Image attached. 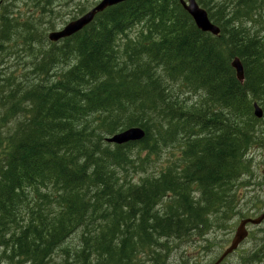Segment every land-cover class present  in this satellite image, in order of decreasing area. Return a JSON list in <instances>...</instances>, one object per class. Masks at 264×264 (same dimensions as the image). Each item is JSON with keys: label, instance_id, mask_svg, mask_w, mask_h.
Masks as SVG:
<instances>
[{"label": "trees", "instance_id": "16d2710c", "mask_svg": "<svg viewBox=\"0 0 264 264\" xmlns=\"http://www.w3.org/2000/svg\"><path fill=\"white\" fill-rule=\"evenodd\" d=\"M21 1L26 34L40 44L30 76L0 65V242L9 236V264H47L57 251L55 264H165L170 242L197 236L211 252L207 234L239 214L235 184L263 142L264 119L253 116V103L264 111L261 38L210 0L196 1L218 36L199 31L178 0H128L51 43L46 18L63 0ZM254 6L264 11V0L236 9L247 17ZM19 32L0 9V52ZM52 70L58 78L49 80ZM187 93L200 98L186 102ZM132 127L143 140L105 143ZM166 147L177 153L157 170ZM253 208L263 213L264 200ZM74 234L88 248L71 254ZM247 254L239 264H264V248Z\"/></svg>", "mask_w": 264, "mask_h": 264}, {"label": "rangeland", "instance_id": "374dc122", "mask_svg": "<svg viewBox=\"0 0 264 264\" xmlns=\"http://www.w3.org/2000/svg\"><path fill=\"white\" fill-rule=\"evenodd\" d=\"M98 1L99 0H63L62 4L64 5V8L60 10H54V13L48 16L46 18V21H51L54 24L53 30H56L64 23L69 22L70 19L77 14V9L79 7H90ZM210 1L215 5H218V7L226 6V14L228 15V17L235 18V16H239V18L236 19L240 21V23L246 28V30L253 35H257L264 43V11L261 6H254L250 14H248L247 17H243L245 16V14L241 13V10L236 9L238 0ZM24 3L25 2H22L21 0H0V9H6V15L11 20V25L20 28L17 39L15 37L12 39V42L10 41V39L8 42H5V50L4 52H0V65L6 71V73L12 72L14 75H17L19 73L20 75H22L25 71L28 70L27 76H30V73L34 70V66L37 63L32 61V57L35 53L39 52L40 40L34 35L26 34L27 25L22 22L21 17V15L25 13L27 9ZM56 11H59V14H62L61 17L58 16L57 18H55V16L57 15ZM214 11L216 10L214 9ZM128 34L131 35V32H129ZM24 40L28 42L24 43ZM42 41L43 49L45 50L49 48V45L45 44L43 38ZM46 56L49 57V55ZM54 73L55 71L52 70L48 75H46V78L49 80H53L54 77L58 78V76H55ZM172 86L175 87L174 84H172ZM186 95H188L189 98L184 100L189 103L193 102L194 100L197 101L200 98V94L196 96L192 93H187ZM3 131H6V129L4 128ZM262 133V144L260 146H255L249 155L252 161L251 173L248 176L240 178L235 184L237 193H242L245 196L243 195L241 197L242 207L241 209H237V212L239 214L233 221L229 222L231 226L216 230L213 229L207 234L211 241V252H205L202 244H200L201 241L196 238L194 239V237H190L188 238V240L170 242V246L173 247L174 251L170 253L168 264H198L197 258L199 257H202L200 260L201 264L207 263L209 260H211V258H215L222 250H224L229 245L233 233L238 225V218L242 217L240 213L252 216L250 218H254L260 215L261 208L257 210L253 207L257 203L258 199L264 200V123L262 125ZM172 153L176 154L177 150L175 148L171 150V147L163 148L162 153L158 157V161H155V164L153 166H155L157 170L162 168L163 166H166V161L171 158ZM152 158L155 157L152 156ZM142 175L144 174L136 175L134 177V181H137L138 177ZM243 188H245L247 191L242 190ZM259 207H261V205H259ZM248 228V230H250V237L240 245L238 251L234 253L233 256H231L224 264H239L238 258L240 257V255H248L247 253L259 249L263 250L264 222L258 228L253 226H249ZM2 237H4V243L0 245V264H9V261H5L6 258L4 257V253L8 247V245H5V242L9 236L4 235ZM66 242L71 254H73L74 251H80L82 248H88V244H86L85 242L83 244L81 239L78 241L75 234L71 236ZM245 251H247V253H245ZM94 257L95 256L91 257L92 261H95ZM57 260H61L60 251H57L47 264H55Z\"/></svg>", "mask_w": 264, "mask_h": 264}, {"label": "water", "instance_id": "95a60500", "mask_svg": "<svg viewBox=\"0 0 264 264\" xmlns=\"http://www.w3.org/2000/svg\"><path fill=\"white\" fill-rule=\"evenodd\" d=\"M128 0H100L93 8H91L84 15L79 17L78 19L68 23L59 31L50 32L48 34V40L50 42H58L59 40L68 38L83 28H85L88 24H90L94 17L103 12L105 9L118 5ZM181 4V7L184 11L192 18L196 28L203 33H210L213 36H217L220 33V30L217 26L211 23L208 18L207 12L202 9L195 0H178ZM231 68L236 73V78L242 82L243 81V67L240 63L239 59L235 58L231 62ZM253 115L257 119H261L263 117V111L261 107L257 104H253ZM144 131L138 127H132L121 131L111 137L106 138V142L109 144L122 145L129 142H138L144 138ZM264 219V214L259 216L256 219H244L242 220L236 231L234 236L230 242L228 248L224 250V252L218 257V259L213 264H220L229 254H231L239 244L246 238L247 231L245 226L247 224L251 225H259Z\"/></svg>", "mask_w": 264, "mask_h": 264}, {"label": "flooded vegetation", "instance_id": "af4514ba", "mask_svg": "<svg viewBox=\"0 0 264 264\" xmlns=\"http://www.w3.org/2000/svg\"><path fill=\"white\" fill-rule=\"evenodd\" d=\"M251 183H252V182H251ZM250 185H251V184H250ZM235 190H236V193H235V196H236V208L241 209V207H242V204H241V203H242V198H241V197H242L244 194H242V193H241V194L237 193L236 186H235ZM242 190L247 191L245 188H243ZM244 196H245V195H244ZM235 218H236V216H235L231 221H233ZM238 219H239V218H238ZM0 248H1V247H0ZM238 249H239V248H238ZM238 249H237V250H238ZM237 250H236V251H237ZM197 254H200V253H197ZM201 258H202V257L197 258V263H198V264H201V263H200V262H201V261H200ZM185 264H187V263H185Z\"/></svg>", "mask_w": 264, "mask_h": 264}, {"label": "bare ground", "instance_id": "6f19581e", "mask_svg": "<svg viewBox=\"0 0 264 264\" xmlns=\"http://www.w3.org/2000/svg\"><path fill=\"white\" fill-rule=\"evenodd\" d=\"M211 14V13H210ZM2 16V15H1ZM3 17V16H2ZM132 28V27H131ZM135 28V27H134ZM136 30H137V28H136ZM142 30V29H141ZM125 34V33H124ZM152 35V34H151ZM143 36H145V35H143ZM135 37V36H134ZM139 37V36H138ZM212 37V36H211ZM151 40V39H150ZM145 41V40H144ZM8 42V41H7ZM60 43V42H59ZM120 45H121V43H120ZM33 50V49H32ZM25 51V50H24ZM160 54V53H159ZM156 60V59H155ZM154 67V66H153ZM61 69V68H60ZM157 69V68H156ZM57 71V70H56ZM235 72V71H234ZM6 73V72H5ZM235 75H236V73H234ZM3 79V78H2ZM25 83V82H24ZM254 99V98H253ZM182 104V103H181ZM186 105V104H185ZM13 106V105H12ZM190 107V106H189ZM201 109V108H200ZM207 118V117H206ZM87 121H88V119H87ZM196 128V127H195ZM198 128V127H197ZM158 130V129H157ZM169 134V133H168ZM217 134V133H216ZM204 135V134H203ZM178 138V137H177ZM105 141V140H104ZM106 143V142H105ZM139 144V143H138ZM251 146V145H250ZM179 153V152H178ZM181 155V154H180ZM183 168V167H182ZM232 232V231H231ZM7 241V240H6ZM4 243V241L2 240L1 242H0V245H2ZM7 250V249H6ZM5 253H6V251H5ZM4 253V254H5ZM141 256H143V257H147V258H150V257H153L152 255H149L148 253H143V254H141ZM20 257V256H19ZM7 259H5V261H6ZM10 261V260H9Z\"/></svg>", "mask_w": 264, "mask_h": 264}]
</instances>
